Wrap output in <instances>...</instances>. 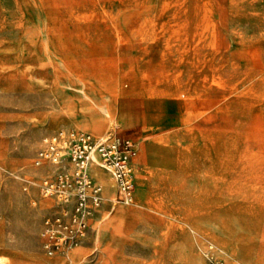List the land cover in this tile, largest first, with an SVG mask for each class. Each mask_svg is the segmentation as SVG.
<instances>
[{
  "label": "rangeland",
  "instance_id": "1",
  "mask_svg": "<svg viewBox=\"0 0 264 264\" xmlns=\"http://www.w3.org/2000/svg\"><path fill=\"white\" fill-rule=\"evenodd\" d=\"M114 95L106 134L139 143L134 191L163 197L134 217L105 200L69 264H264V0H0V264L62 261L38 152Z\"/></svg>",
  "mask_w": 264,
  "mask_h": 264
},
{
  "label": "built area",
  "instance_id": "2",
  "mask_svg": "<svg viewBox=\"0 0 264 264\" xmlns=\"http://www.w3.org/2000/svg\"><path fill=\"white\" fill-rule=\"evenodd\" d=\"M43 140L36 163L47 173L39 190L53 197L54 204L43 219L41 246L50 256L66 255L85 241L106 200L93 167L111 176L117 200L130 202L137 185L139 143L129 136H98L77 128L59 129Z\"/></svg>",
  "mask_w": 264,
  "mask_h": 264
},
{
  "label": "bare ground",
  "instance_id": "3",
  "mask_svg": "<svg viewBox=\"0 0 264 264\" xmlns=\"http://www.w3.org/2000/svg\"><path fill=\"white\" fill-rule=\"evenodd\" d=\"M161 74V73H160ZM171 78V77H170ZM172 79V78H171ZM179 79V78H177ZM160 80V79H159ZM212 80V79H211ZM216 80V79H215ZM172 84V83H171ZM171 84H167L163 87H161L160 89H169L170 88V85ZM201 84V83H200ZM150 84H146L144 85V88H143V92L145 93L146 89H148ZM163 84L162 83H157L156 86L157 88H159L160 86H162ZM216 85V84H215ZM232 85V84H231ZM236 85V84H235ZM222 86V84H221ZM234 86V85H233ZM206 87V86H205ZM217 87V86H216ZM237 87V86H236ZM197 85L195 82H193V88L191 89L193 92L197 93L198 89H197ZM226 88V87H225ZM231 88V87H230ZM233 89V88H231ZM230 90V89H229ZM203 92L206 91V89H202ZM229 93V92H228ZM158 97V96H157ZM162 97V96H161ZM164 97V96H163ZM114 99V103L107 106L106 108H103V114L102 115H99L98 116H89L86 120H82V121H77V123L82 126L83 128H85L86 130H89L91 131L92 133H94L95 135H98V136H106L107 132H108V129H109V126H111L114 122H115V114H116V110H117V107H116V97L114 95L113 97ZM137 101V99H136ZM136 105V104H135ZM144 108L147 110V116L144 118L148 120L149 122V125H153L155 123H157L159 120V113L160 111H164L165 109V102H164V99H161V98H156V97H153V98H146L145 100V104H144ZM141 106V105H140ZM140 115V114H139ZM147 122V123H148ZM116 126L119 127L120 125L117 123V121L115 122ZM166 144V143H165ZM147 145V144H146ZM162 149L158 148L157 146L154 147V149L152 150L151 147H147L146 149L143 150L144 152V155L146 157H148L149 159H156V156L158 155V152L161 151ZM186 160L187 158L182 156V155H179V160ZM217 170V169H216ZM93 171L94 173L97 175V177L102 181L104 187H105V195H107V197L105 196V199L107 201V198H108V201L112 203V209L113 211L115 210V208L117 207V204H116V201H117V198H116V194H115V191L113 189V183H112V179H110L108 177V174L104 173L99 167L97 166H94L93 167ZM153 174V172H152ZM137 177L139 178V182H143L144 185L148 182H151L150 181H146L142 175L138 174L137 172ZM152 181L156 180V176H154V174L152 175ZM149 190V189H148ZM150 191V190H149ZM116 192H117V188H116ZM133 196H132V202L134 200V197H135V206L134 207H127V214L131 215L132 217H134V215L137 213V212H140L141 209L145 206H148V207H156L157 206V203L155 202V199L157 200H160L159 197H163L161 196V193L157 191V189H153V191L151 192H148L146 190H138L137 193H135V191H133ZM135 194V195H134ZM158 194V195H157ZM41 196L45 197V198H49L50 200H53V197L51 196H45L43 194H41ZM165 197V196H164ZM120 213H122L120 211ZM100 234L99 233H96L95 235V239L96 241L98 242L99 244V241H100ZM84 242L82 243H79L77 245H75L74 247H72L66 255H55V256H52V257H56L59 261V263L57 264H69L68 260L70 258V252L73 248L77 247V246H81ZM18 257V256H17ZM65 261V262H63Z\"/></svg>",
  "mask_w": 264,
  "mask_h": 264
},
{
  "label": "crops",
  "instance_id": "4",
  "mask_svg": "<svg viewBox=\"0 0 264 264\" xmlns=\"http://www.w3.org/2000/svg\"><path fill=\"white\" fill-rule=\"evenodd\" d=\"M134 122V121H133ZM137 125H139V124H135L134 123V125H130V126H127V127H124V128H122V129H128V128H131V127H134V126H137ZM119 128H120V126H119ZM138 168V167H137ZM102 170V169H101ZM104 173H106V174H108L107 172H105L104 170H102ZM137 171H140V170H136V174H137ZM94 172V171H93ZM95 174V173H94ZM96 175V174H95ZM97 176V175H96ZM108 177L110 178V179H112L111 178V176L108 174ZM98 178V177H97ZM136 178H137V175H136ZM99 179V178H98ZM100 180V179H99ZM101 181V180H100ZM137 182H138V180H136ZM102 182V181H101ZM112 183H113V189H114V191H115V194H116V186H115V184H114V182H113V179H112ZM104 194H105V187H104ZM106 197H107V195H105ZM106 209H110V208H112V203L111 202H109L108 201V198H107V202H106ZM70 261V259L68 260V262Z\"/></svg>",
  "mask_w": 264,
  "mask_h": 264
}]
</instances>
